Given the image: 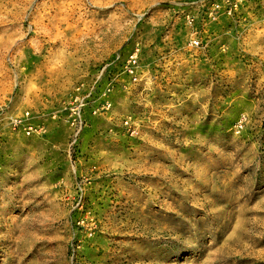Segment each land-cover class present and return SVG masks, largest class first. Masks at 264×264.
I'll list each match as a JSON object with an SVG mask.
<instances>
[{
    "label": "rangeland",
    "instance_id": "obj_1",
    "mask_svg": "<svg viewBox=\"0 0 264 264\" xmlns=\"http://www.w3.org/2000/svg\"><path fill=\"white\" fill-rule=\"evenodd\" d=\"M214 1L0 0V264H264V0Z\"/></svg>",
    "mask_w": 264,
    "mask_h": 264
},
{
    "label": "built area",
    "instance_id": "obj_2",
    "mask_svg": "<svg viewBox=\"0 0 264 264\" xmlns=\"http://www.w3.org/2000/svg\"><path fill=\"white\" fill-rule=\"evenodd\" d=\"M246 0H216L214 1L213 7L209 10L208 15L211 19H214L218 11L223 10V12L227 14H232L238 7L239 5ZM192 44H197V40L192 39L191 41ZM137 63V48L128 54L126 58V64L125 68L128 74L136 79L135 77V66ZM71 115H72V121L73 123H76L77 121L79 122L80 119V113H79V105L74 104V107L71 109ZM28 118V112L25 111L23 112L22 115L20 116H14L10 120V124L12 127H22L26 133H29L30 130L33 129V126L29 123L27 120Z\"/></svg>",
    "mask_w": 264,
    "mask_h": 264
}]
</instances>
